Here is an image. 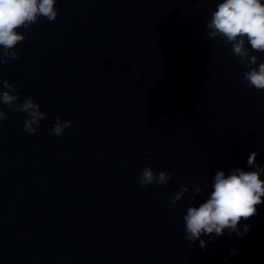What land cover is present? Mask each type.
<instances>
[{"label":"clouds","instance_id":"obj_1","mask_svg":"<svg viewBox=\"0 0 264 264\" xmlns=\"http://www.w3.org/2000/svg\"><path fill=\"white\" fill-rule=\"evenodd\" d=\"M57 0H0V66L10 60L19 58L16 51L17 45L25 40V35L19 29H28L32 24L38 23L43 17L48 21H55L59 9ZM209 38L218 36L224 38L225 43L231 44L232 54L240 58L242 64L250 70L243 74V82L249 88L257 91L264 90V62L257 65L258 57L250 54V45L253 52L264 53V2L262 0H222L216 4L211 12V18L206 23ZM219 43V41H217ZM0 104L7 106L13 113H26L23 118V131L33 135L40 127V121L46 118V113L41 111L40 105L32 98H26L17 104L20 99L17 85L7 80L0 81ZM8 117L0 108V124ZM72 126L68 120L61 121L56 117L52 125L53 134L62 136L67 128ZM259 153L253 151L247 159V165L252 166ZM258 170L245 171L234 168L230 174L225 175L223 170H218L212 179V190L204 202L199 206H189L183 216L185 238L192 244L199 241V247L206 249L207 243L201 239L202 235L212 237L209 241L223 236L228 230L229 236L235 233L243 238L250 228L245 224L241 232L238 225L258 215L257 206L264 203V179L261 173L264 168L256 165ZM171 180V174L165 171L154 172L150 166H145L139 173L141 188L148 185L155 187L166 186ZM187 186L181 185L177 193L169 198L175 204L189 192ZM193 195H204V190L196 187ZM214 234V235H213ZM230 255H237L238 250H233Z\"/></svg>","mask_w":264,"mask_h":264}]
</instances>
